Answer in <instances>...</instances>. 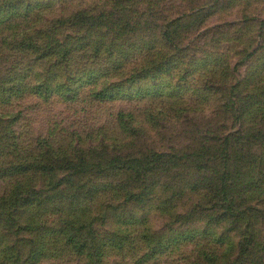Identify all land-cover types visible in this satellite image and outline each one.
<instances>
[{
  "label": "rangeland",
  "instance_id": "obj_1",
  "mask_svg": "<svg viewBox=\"0 0 264 264\" xmlns=\"http://www.w3.org/2000/svg\"><path fill=\"white\" fill-rule=\"evenodd\" d=\"M123 16L130 27L119 40ZM56 84L66 98L49 100L42 89ZM251 95L264 99V0H0V151L14 131L31 150L49 140L73 162L63 170L49 157L45 173L27 179L51 200L34 222L12 213L37 232L0 229L1 263L264 264L259 135L232 140L227 199L223 161L212 154L203 155L213 164L192 158L173 169L165 159L144 182L123 168L142 156L214 152L250 128L264 133L263 121L236 119ZM12 162L0 161V173ZM12 184L0 178V197ZM39 248L48 251L34 261Z\"/></svg>",
  "mask_w": 264,
  "mask_h": 264
},
{
  "label": "trees",
  "instance_id": "obj_2",
  "mask_svg": "<svg viewBox=\"0 0 264 264\" xmlns=\"http://www.w3.org/2000/svg\"><path fill=\"white\" fill-rule=\"evenodd\" d=\"M215 1H219V0H215ZM125 16L120 17V19H118L115 23V26L117 28V30L114 32L116 34V37L120 40L121 37L126 36V33H124V30L128 27H130V23L129 22H125L124 19ZM173 26H169V27H174ZM167 27V28H169ZM166 30V28H165ZM165 36L168 37V40L171 41L169 39V34L168 32H165ZM44 37H37L35 40L40 41L42 40ZM173 42V41H171ZM26 49H29L26 47ZM30 50L33 52L32 48H30ZM70 51L67 49L65 52V56L63 58L66 59L68 58V55H70ZM251 57V55H249L247 57V59H249ZM72 59V58H71ZM70 59V60H71ZM68 60V61H70ZM40 61V60H39ZM44 62V61H41ZM62 64L58 63V66L60 67ZM46 90L48 92V99L50 100L51 97H55L56 94H59L60 96L65 97V94L68 92V87L65 84H60L55 86V88L53 90H51L49 87L48 88H44L42 89ZM24 90H20L18 89L19 94H21ZM232 91H238V87L237 88H232ZM257 91V90H256ZM103 98V97H102ZM234 98V97H231ZM248 100L246 102V107L244 108V110L242 111V115L236 117L237 121H240L241 119L246 120L247 118H250L251 120L253 119H258L259 121H263L264 122V115L260 117H257V114L259 112H261V105L264 104V99H261L258 95H251L248 97ZM232 102V101H231ZM251 102V104H249ZM228 109L231 108L230 106L227 107ZM234 108V107H233ZM239 111V110H238ZM240 112V111H239ZM2 125V122H0ZM9 123V122H8ZM13 124V122H10ZM254 126H260V122L258 124H254ZM254 131L253 128H250L248 130H246L245 134H243V132L241 131L238 134V137H236V139L233 137L231 138V136H227L224 139H222V143H219V140L221 139L219 138H214L215 136L212 137V141L217 143L218 145V149H216L214 152H203V153H193L191 155H182L180 157H178L177 155L174 156H165V155H152V156H142L140 159H135L132 163L135 164L136 166H132L131 164H125L127 167H123V165H119L118 169L120 167H123L126 171L127 174H131L132 176H137L140 178V180H143L146 176L149 175V177H153V175L156 172H160L161 170L165 171L163 169V165L162 164L165 162V159H170L171 162L166 163V165L168 167H170L171 169L178 168L179 166L177 165V163L179 162H183L186 161L188 159H192V158H197L199 159V161L205 160L208 164H213L215 163L214 159L211 157H208V160L206 159V156L203 154H212L216 157H218L220 160L223 161V164L221 169L223 170V173H221V178L219 179V181H221V184H219L220 189H221V194H223V196L227 199V196H229V191L230 188L229 186L226 184V178H229V166L226 164V154L228 152H230L232 150L233 147V143L232 140H238L239 137L242 138V140L245 139V137L247 136H251L253 135L254 138L257 137V135H259V138H261L260 140L262 141V144L264 145V133H262V130H259L256 132V135H254L252 132ZM11 133H14L15 137H14V142H11L12 136ZM11 133H5L6 135L3 138L5 139V142H9L8 145H1L2 146V150L0 151V161H7L9 157L12 158L13 160V165L11 166H7L5 168L2 169V173H0V175H2V177H0L1 179L5 180V181H10L13 186V189H10L8 192L4 193V195L2 197H0V229L2 231H4L5 233H7L10 236V232L12 229L17 228L19 230V234H21L22 232H28L29 234H34L35 232H37V228H36V224H34L33 226L28 227V229H25L22 226V222H24V218L28 217L27 220H32L34 222L35 216L37 214L36 208H38L39 206L42 205H47V203H49V201L51 200L50 196L48 193H44L42 192L41 194H37L36 190L37 188L34 187L33 185L29 184V183H25L27 181V179L29 177L34 178L37 170H39V172L45 173V171L48 169V166H51L49 163V157L54 160L58 166H61V163H65L66 165H68L66 168H64L63 170H70L71 166H73V162L71 160V157L66 156V152L63 154L60 150L55 149L54 146L50 145V141L46 140L47 145L43 146L44 149L43 150H31V146H25L21 140L16 136V133L14 131H12ZM9 135V136H8ZM1 136V134H0ZM208 146H205L204 148H206ZM222 148V150L220 149ZM48 150V151H47ZM205 156V157H204ZM61 159H63V161H60ZM109 166H113L116 162L115 161H108L107 163H109ZM114 162V163H113ZM212 162V163H211ZM253 164L252 165H258V160H253ZM175 164V166H174ZM261 165V164H260ZM108 166V165H107ZM208 166V165H207ZM262 166V165H261ZM194 168V167H193ZM206 168V167H205ZM196 169V167H195ZM254 171V170H253ZM79 174H76L74 176H77ZM247 176V175H246ZM181 179L182 181L185 180V178L183 177H178L177 175L173 177V179ZM59 181H57V183H54V185L50 183L44 185V191H46L45 189L49 186H58ZM34 184V183H33ZM195 187V190H199L196 188L197 185L192 184ZM64 188V186L62 187ZM209 188V187H208ZM212 190L216 191L219 187L218 186H213L210 187ZM27 190L29 192L32 191L31 194L33 195H42V199L38 200V201H31L28 197L31 196L28 195L26 196V193H23V190ZM36 189V190H35ZM210 189V191H212ZM209 190V189H208ZM202 191H207V189H203ZM192 192V191H191ZM213 192V191H212ZM52 193V192H49ZM177 194L172 196V197H183V192L181 190L176 192ZM192 195V194H191ZM223 196H221L220 198H222ZM131 200L133 199V197H129ZM142 199V197H141ZM233 201H231L229 208L227 207V211L231 214L234 213L233 210H235V204H233V202H235L234 199H232ZM25 211L23 213L24 218L23 219H19L18 217H16V219L14 218L15 214L18 215V211L19 210ZM15 214H12V213ZM242 212V211H241ZM237 213V215H233L234 217H241L242 213ZM22 216V217H23ZM5 242L4 240H0V246L3 245ZM48 250H46L45 248H39L37 249V251H35V249L32 251V257L34 261L37 260L38 254H44L46 253ZM41 252V253H40ZM0 264H5V263H1ZM14 264H21L20 261H16Z\"/></svg>",
  "mask_w": 264,
  "mask_h": 264
}]
</instances>
